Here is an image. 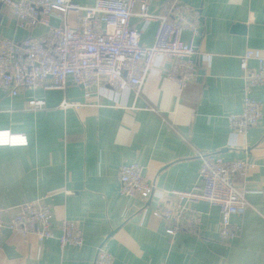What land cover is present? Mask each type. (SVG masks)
Segmentation results:
<instances>
[{
    "label": "crops",
    "instance_id": "obj_1",
    "mask_svg": "<svg viewBox=\"0 0 264 264\" xmlns=\"http://www.w3.org/2000/svg\"><path fill=\"white\" fill-rule=\"evenodd\" d=\"M74 1L88 6L97 0ZM164 1L152 0L150 12L160 15ZM183 1L201 14L196 70L185 87L169 76L174 60L159 56L138 90L116 89L104 80L91 88L26 87L16 96L0 89V130L27 138L0 144V208L7 210L6 219L22 203L41 199L52 209L57 235L69 219L85 237L80 248H62L57 238L6 229L0 233V264H95L100 246L113 254V264H264V106L260 122L244 134H236L228 120L244 105L242 56L249 49L264 54V0ZM77 17L66 14L72 27ZM51 23L63 20L56 15ZM131 24L142 30L143 45L154 43L159 19L135 15ZM47 32L41 24L21 27L12 8L0 4V38L21 41ZM190 37L186 30L184 40ZM248 65L257 68L258 60ZM252 95L264 105V85ZM65 98L79 106L60 107ZM31 99L45 106L30 110ZM201 153L254 165L237 179L252 206L233 216L242 230L229 242L220 240L219 208L207 201L194 205L201 217L194 232L170 236L167 222L153 214L168 191L201 183ZM134 162L155 183L147 202L120 193L119 170Z\"/></svg>",
    "mask_w": 264,
    "mask_h": 264
},
{
    "label": "built area",
    "instance_id": "obj_2",
    "mask_svg": "<svg viewBox=\"0 0 264 264\" xmlns=\"http://www.w3.org/2000/svg\"><path fill=\"white\" fill-rule=\"evenodd\" d=\"M151 3L152 0H97L83 6L74 0H0L1 5L12 8L21 27H48L47 34L41 37L21 41L0 38V89L16 96L26 87L66 89L73 83L91 88L104 80L116 89L131 86L138 90L159 56L174 60L169 76L185 87L196 70L195 40L201 32V14L183 0H165L161 14L154 15L150 12ZM137 5L139 13L134 10ZM71 11L78 13L74 27L66 19ZM56 15L61 16L62 24L51 23V17ZM135 15L145 20L159 19L152 45L141 43L142 30L131 24ZM186 30L191 32L189 40L183 38ZM254 58L258 67L250 68L248 62ZM241 66L245 71L243 109L228 117L236 134L246 133L263 117V102L252 95V90L264 85V54L256 49L247 50ZM26 106L36 110L45 106V101L31 99ZM77 106L67 98L60 104L62 108ZM22 143H27L25 136L0 130V144ZM199 158L201 183L190 190L168 191L153 214L167 222L166 233L170 236L194 232L201 225L194 205L207 201L219 208L220 240L229 242L242 230L240 224L232 221L233 216L243 215L252 206L248 190L239 186L237 179L243 180L254 165L243 159L227 161L212 153H201ZM119 181L124 196L147 202L154 194L155 183L147 178L144 166L138 162L121 166ZM6 214L7 210L0 208V233L9 229L23 237L35 234L40 240L57 238L62 248H80L85 244L84 233L75 220H62L60 234H56L52 209L41 199L22 203L9 219ZM113 263V254L100 246L95 264Z\"/></svg>",
    "mask_w": 264,
    "mask_h": 264
},
{
    "label": "water",
    "instance_id": "obj_3",
    "mask_svg": "<svg viewBox=\"0 0 264 264\" xmlns=\"http://www.w3.org/2000/svg\"><path fill=\"white\" fill-rule=\"evenodd\" d=\"M238 26L241 28V30L245 31V26H242V25H240V24H238L237 27H238Z\"/></svg>",
    "mask_w": 264,
    "mask_h": 264
}]
</instances>
